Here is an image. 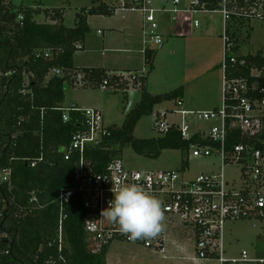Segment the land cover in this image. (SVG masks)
<instances>
[{"label": "trees", "instance_id": "16d2710c", "mask_svg": "<svg viewBox=\"0 0 264 264\" xmlns=\"http://www.w3.org/2000/svg\"><path fill=\"white\" fill-rule=\"evenodd\" d=\"M4 1L0 0V165L10 166L13 176L10 185H0V264H48L52 257H58L57 248L48 247V243L55 241L59 228L58 196L62 189L73 186L78 158L74 155V160L67 162L64 154L73 137L84 130L81 112L71 111L68 122L63 120L61 109L65 107V87L68 90L79 87L72 73L83 75V88L101 87L106 82L110 92L122 91L126 102L129 89L141 93L140 102L126 114L123 126L107 127L108 134L102 136L99 145L86 149L85 160L96 173L106 172L111 163L121 160L126 145L140 156L157 158L164 150H179L187 159L191 143L198 140L184 141L182 134L174 128L166 135L152 139L134 137L141 119L152 115L157 106L181 99L183 88L164 95H152L146 88V75L126 80L101 69H75L77 46L83 45L90 31L88 16L110 17L117 7L105 0H94L99 5L82 10L77 15L76 26L67 28L62 10H46L45 19L51 23L38 24L35 18L42 12L40 9L6 5ZM21 15L24 19L20 22ZM236 23L238 25L231 34L235 54L243 43L244 34L239 32L249 27L244 19H237ZM39 51L48 52L50 59H36L35 53ZM237 58L244 60L246 65L229 64L226 78L247 80L248 96L261 99L264 56L258 53ZM145 65L151 73L154 71V50H146ZM53 70L62 75H52ZM255 72L260 76H255ZM27 81L28 88L25 87ZM27 90L29 93L24 95L22 92ZM227 104L231 114L237 102L230 100ZM75 109L80 108L76 106ZM257 120L251 135L243 136L240 131L233 130L227 148L242 143L264 149V117ZM203 144L218 147L210 141ZM41 156L43 162L35 168L23 161ZM32 199L36 201L31 203ZM66 214L62 253L65 263L61 264H107L108 248L97 254L89 248L85 231L88 212L82 205L81 196L71 200Z\"/></svg>", "mask_w": 264, "mask_h": 264}, {"label": "built area", "instance_id": "2783aa9c", "mask_svg": "<svg viewBox=\"0 0 264 264\" xmlns=\"http://www.w3.org/2000/svg\"><path fill=\"white\" fill-rule=\"evenodd\" d=\"M117 1V10L138 12L143 16L146 26L144 52L151 46L161 47L164 44V36L160 32L159 18L161 17H166L172 24L184 23L188 17H192V25L199 28L200 21L194 17L200 13L219 12L222 15L224 27L222 34L224 42L222 106L218 110L199 113L178 110L176 114L181 116V122L171 121L169 114L162 112L156 115L154 122V129L160 136L166 135L174 128L182 134L184 141L191 142L195 138L198 140L197 143L190 145L186 168H188L189 158L193 157L218 159L220 170L202 173L189 179L184 174L185 169L140 171L127 168L122 160H117L107 167L106 172L96 173L86 162L85 152L88 147L99 145L102 136L108 134L103 114L96 109H71L70 106H65L61 109L64 112V122H68L69 112H81L84 115V130L73 137L64 154V160L67 162L74 160V155L78 158L73 172V186L62 189L58 196L60 206L58 233L55 241L48 243V247L57 248L58 257H52L48 264L65 263L62 253L65 244L66 207L77 196H81L82 205L88 212L85 231L88 235L89 248L93 254L103 252L114 242H122L142 246L166 258L167 247L171 243V233L187 231L192 235L190 241L194 247L191 261H218L220 264H226L228 263L224 250L226 224L264 217V149H254L242 143L235 144L231 149L227 148L229 134L233 130L240 131L243 136L251 135L253 127L258 124L256 119L264 117V88L260 90L261 99H251L248 96L247 80L226 78L229 64L246 65V62L240 61L234 53L235 44L231 39V34L239 23H236V20L244 19L250 25L254 19H264V0H189L187 5H184L182 0H173L171 8L164 6L160 9L153 8L152 0ZM23 19L21 15L18 21L21 22ZM247 28L239 33L244 34ZM77 50L78 52L83 50L82 46L78 45ZM50 57L48 52L35 53V58L38 60L50 59ZM60 74L58 70L52 71V75ZM74 78L76 85L81 87L83 75L77 74ZM135 79V76H132V80ZM25 87H29V81L26 82ZM101 89L104 92L109 90L106 82ZM27 92L29 93V90L22 93L26 95ZM133 93V91L128 92V96ZM230 100L237 102L231 114L228 112L227 104ZM177 104L179 107L183 106L181 101ZM189 117L212 125L208 131L204 129L194 131L187 122ZM205 141L217 144L218 147L204 145ZM1 157L0 154V161ZM23 161L35 168L43 162V156ZM228 167L240 170L242 178L240 186L237 185L236 180L230 181L226 178L225 169ZM12 176L13 171L10 166L0 165V185H10ZM130 183L140 184L148 193L162 202L164 230L154 238L130 241L119 231L117 225L101 216L102 210L106 209L109 202L114 199L112 189ZM35 201L36 199H32L31 203ZM1 217L2 213H0V223ZM242 256L239 262H256L249 260L247 253H243Z\"/></svg>", "mask_w": 264, "mask_h": 264}, {"label": "rangeland", "instance_id": "374dc122", "mask_svg": "<svg viewBox=\"0 0 264 264\" xmlns=\"http://www.w3.org/2000/svg\"><path fill=\"white\" fill-rule=\"evenodd\" d=\"M105 2L115 7L118 5L117 0H105ZM172 2L173 0H153V8L157 9L163 4L171 8ZM182 2L184 5H187L189 0H182ZM4 3L6 5L14 4L16 7L21 5L35 6L36 9H40L42 12L37 14L36 17L38 24L51 23L45 19L44 13L46 10H62L67 28H74L76 26L77 15L82 10H89L93 6L99 5L94 0H5ZM139 16L142 15L137 12L124 13L121 10L114 15L113 19H105L106 22L100 17H95L92 27L90 26V31L86 35V38L95 44V50L93 52H96V54L94 56L98 57L101 52H109L101 46V41L111 32L110 27H117L118 29L121 27L122 22H125L124 19L126 18L129 23L132 24L135 22L138 24ZM196 18L201 22L200 28H195L192 25V17H188L181 25H170L172 30H174L173 27L177 28L175 29L177 34L184 33L186 35V37L175 38L185 40L184 44L188 45V50L184 49L186 52H170L167 49L168 38L165 41L164 48L151 46V49L154 50V65L156 71L158 70L159 72L161 69L164 72V74L156 76V82L160 81L161 83V86L157 90L164 95L177 90L176 87H179V84L184 82L188 83L186 89L190 99L188 103L193 106L192 110L194 112H199L200 110H212L215 106H222L224 75L221 64L224 58V42L222 39L224 27L222 15L219 12H203L197 15ZM162 19L166 22L165 18ZM181 27L182 29H179ZM248 30L251 32L250 38L248 39L245 31L243 43L238 51L239 53L237 52L236 55L243 56L257 54L259 52L264 55V19H254L249 25ZM98 31H101L104 35L101 36L98 34ZM220 33L221 37H219ZM117 36L115 35V37ZM120 46V43L112 45L114 49H119L118 47ZM109 48L107 47L106 49ZM183 55H186L188 69L181 68L180 66L179 61L184 58ZM142 65V69L145 67L146 77H150L151 71H149V68L144 62ZM72 74L74 78L76 74ZM185 74L187 76L182 79ZM61 75L62 73L58 76ZM175 77H178V79H173ZM137 94H129L128 101L126 102L121 92H104L101 87L90 86L86 88H70L65 91V99L66 105L71 106L76 104L74 101L76 98H81V101L77 103L79 108L83 110H100L103 114L104 125L106 127L121 128L125 123L126 114L140 102L141 94ZM168 108L177 109V106L173 102H167L165 105L157 106L152 115L142 118L134 130V137L140 140L159 137L160 135L154 129L155 117L159 111H164ZM179 121L181 122L182 119L179 118ZM187 122L194 131L197 129L208 131L210 128V123L196 120L194 117L187 118ZM121 160L127 168L140 171L185 169L184 174L189 179H193L202 173L206 174L220 170V161L218 159H196L190 157L188 160V168H186V157L179 150H164L159 157L149 158L136 154L130 145L124 147L121 153ZM225 176L230 181L236 180L238 186L242 184L239 169L228 167L225 169ZM130 245L132 244L114 242L109 246L108 258L115 259L116 262L120 259L121 264H131V262L152 259L161 263L170 262L169 259H164L162 255L155 253L151 255L145 250L138 249L142 246L134 249ZM224 250L225 258L228 262L241 260L243 253H247L250 259L264 258V220L253 218L247 221L228 222L224 233ZM178 255L176 254L174 257H178ZM181 257L187 258L183 259L184 264H217L212 261L194 263L189 260L190 255Z\"/></svg>", "mask_w": 264, "mask_h": 264}, {"label": "crops", "instance_id": "0c3cea01", "mask_svg": "<svg viewBox=\"0 0 264 264\" xmlns=\"http://www.w3.org/2000/svg\"><path fill=\"white\" fill-rule=\"evenodd\" d=\"M164 6H166V5L163 4L160 7H158L157 9L163 8ZM24 7H31V6H24ZM119 11H121V10H116L114 15L116 13H118ZM123 12L124 13H131L132 11H123ZM114 15H112L110 17L99 16V15L88 16L89 28H90V26L92 27V23L94 21L93 19L95 17H100V18L104 19L103 21L106 22L105 19H113ZM139 17H140V19H138V24H136L135 22L131 24V23H129L128 19L126 18V19H124L125 22H122L121 27H119L118 29H117V27H110L111 32H109L108 35L105 36L104 39L101 41V46L104 48V50L109 51V52H101L102 55L100 54L98 57L94 56L96 54V52H93L95 50L94 42H90L88 40V38H85L84 43H83L84 45H82L83 50L77 52L74 55L75 69H78V70H80V69H90V70L101 69V70H105L110 75L123 76L126 80L130 79V77H132V76L140 77L142 75H145V73H146L145 67L142 69V66H143L142 63L143 62L145 63V52L144 51L146 49V45L144 43V39H145L144 38V31L146 29V26L144 24L143 16H139ZM123 18H125V16H123ZM194 19H197L196 16L194 17ZM35 20H36V18H35ZM159 20H160V30H161L160 32L164 36V44L161 46V48H164L165 43H166L165 41L168 38L167 49H169L170 52H186V50H184V49L188 50V45L184 44L185 40L175 39V38L184 37V36L186 37V35L184 33L177 34L175 32V29H177V28L173 27L174 30H172V28H170V25H172V23H170L167 19H165L166 22H164V19H162V17L159 18ZM164 23H166V25H164ZM174 25L178 26L181 24H174ZM200 27H201V22H200ZM165 28H166V30H165ZM179 29H182V27ZM246 31H247L246 35H248V38H250L251 32L248 30V28L246 29ZM99 32H101V31H98V34H99ZM100 35L102 36L104 34L101 32ZM115 35H118V36L115 37ZM219 37H221V33L219 34ZM118 43H120L121 46L118 47L119 49H114V47H112V45L118 44ZM107 47H110L112 49H110V48L106 49ZM149 49H151V48H149ZM90 50H92V52H90ZM151 50H153V49H151ZM259 53H261V52H259ZM248 55L255 56L256 54H248ZM248 55H243V56L240 55L237 57L243 58V57H246ZM183 57L184 58L181 61H179L180 66H181V68H185V69L187 68L188 69V64L186 63V55L185 56L183 55ZM221 67H222V64H221ZM136 72H138V73H136ZM152 73H155V74H152ZM152 73H150L151 74L150 77L146 78V80H147L146 81V88H147L148 92L152 95H163V93H160L157 90L158 87L161 86V83H160V81L156 82L157 81L156 76H159V74H164V72L161 69L159 70V72H158V70L156 71V67L154 65V71ZM254 75L260 76V73L256 74V72H255ZM186 76L187 75L185 74L182 77V79L185 78ZM173 79H178V77H175ZM173 79H170V80H173ZM170 80H165V81H170ZM163 83H167V82H163ZM187 84L188 83L184 82L182 84H179L178 85L179 87H176V89L183 88L182 98L178 99L176 101H173V103L177 106V109L168 108L164 111H159L157 113V115L162 113V112H165V113L169 114V119L171 121L180 122L179 118H181V116L176 114V111H178V110L193 112V113H199L200 111L206 112V111H212V110L220 109L221 106L220 107L215 106V107H213L212 110H205V111L200 110L199 112H194V110H192L193 106L188 103V101L190 99H189L188 91L186 90ZM129 90H130L129 92L133 91L134 92L133 94H136V93L141 94L139 92V90H136L133 88H131ZM108 91H106V92H108ZM119 92H121L123 94L122 91H119ZM119 92H116V93H119ZM222 100H223V84H222ZM74 101L76 102V104H73V105L78 106L77 103L79 101H81V98H76V100H74ZM179 101L182 102L183 108L178 106L177 103ZM165 104L166 103L161 104V105H165ZM64 105L67 106L66 100H65ZM179 108H181V109H179ZM211 125L212 124H210V126ZM257 219L264 220V217H259ZM191 236L192 235L187 231H173L171 233V243L167 247L166 258H164V259H169L170 262L161 263V262H157V261L152 259V260H145V261L141 260V261L131 262V264H184L183 259H187V258H185V257L180 258V256L190 255V258H191L194 254V247H193L192 242L190 241ZM132 245H130V246L133 247L134 249L135 248L137 249L139 247V246H132ZM138 249L145 250V251L149 252L151 255L153 254V252L145 249L144 247L143 248L141 247ZM109 251H110V248H108V252H107V264H121L122 262H120L121 261L120 259L116 262L115 259H110V257L108 258ZM176 254H179L178 257H174ZM247 257H248V254H247ZM190 258H189V260H190ZM248 259L251 261H256V262L245 263V262H239V261L234 262L233 261V262H228L226 264H239V263L240 264H254V263L261 262V261L264 262V258L250 259L248 257ZM207 262H211V261H207ZM212 262H216L217 264H220L218 261H212ZM194 263H197V262H194Z\"/></svg>", "mask_w": 264, "mask_h": 264}, {"label": "clouds", "instance_id": "9594fccd", "mask_svg": "<svg viewBox=\"0 0 264 264\" xmlns=\"http://www.w3.org/2000/svg\"><path fill=\"white\" fill-rule=\"evenodd\" d=\"M112 192L114 199L101 216L117 225L130 241L154 238L164 230L162 202L140 184H126Z\"/></svg>", "mask_w": 264, "mask_h": 264}, {"label": "water", "instance_id": "95a60500", "mask_svg": "<svg viewBox=\"0 0 264 264\" xmlns=\"http://www.w3.org/2000/svg\"><path fill=\"white\" fill-rule=\"evenodd\" d=\"M67 90H68V87L66 86V87H65V91H67ZM70 107H71V109H75V108H76L75 105H71Z\"/></svg>", "mask_w": 264, "mask_h": 264}]
</instances>
